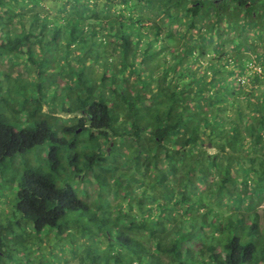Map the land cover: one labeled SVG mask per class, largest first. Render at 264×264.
<instances>
[{
    "label": "trees",
    "instance_id": "obj_1",
    "mask_svg": "<svg viewBox=\"0 0 264 264\" xmlns=\"http://www.w3.org/2000/svg\"><path fill=\"white\" fill-rule=\"evenodd\" d=\"M23 1L0 162L48 145L9 190L58 256L264 264V0H75L53 28Z\"/></svg>",
    "mask_w": 264,
    "mask_h": 264
},
{
    "label": "rangeland",
    "instance_id": "obj_2",
    "mask_svg": "<svg viewBox=\"0 0 264 264\" xmlns=\"http://www.w3.org/2000/svg\"><path fill=\"white\" fill-rule=\"evenodd\" d=\"M115 2L112 12L123 9L120 0ZM40 3L37 4L36 11L40 12L43 20L48 22L49 28H53V26L59 24L57 20L61 23H67L61 19L64 15L62 12H65L66 15L67 12L69 14L70 6L75 3V0H43ZM105 3H107V0H99L98 5L102 6ZM24 7L25 3L23 0L0 1V35L18 36L23 34L24 25L27 24L29 26L31 22L27 21L29 19L26 18V14L33 13V11ZM32 9H34V5H32ZM26 11L27 13L24 14ZM51 33L52 30L47 32V34ZM10 65L7 62L3 63V60L0 61V69L2 71L9 72ZM20 68L14 69L17 71ZM2 79L3 76L0 77V80ZM0 108H2L1 104ZM46 109L47 107H45ZM61 116L68 117L65 113H62ZM45 147L48 148V145L37 147L33 151L15 159H8L5 163L0 162V239L9 242L4 249L7 253L6 257L2 258L0 264H82L79 258L80 254L75 257L68 251L64 255H60L62 257L58 256L63 246H67L66 242H48L44 238L45 235L43 236L45 230L43 232L36 231L33 222L27 220L18 212L16 194H12L14 191L9 190L13 180L16 185L22 179L23 159L27 158L33 164L38 163L40 157L43 159L47 158ZM209 152L216 153L217 149L209 148ZM39 154L40 157L38 156ZM52 250L54 251L52 252ZM53 256L58 257L55 258Z\"/></svg>",
    "mask_w": 264,
    "mask_h": 264
}]
</instances>
